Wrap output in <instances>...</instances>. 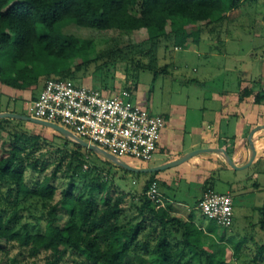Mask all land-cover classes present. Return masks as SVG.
<instances>
[{"label":"trees","instance_id":"trees-1","mask_svg":"<svg viewBox=\"0 0 264 264\" xmlns=\"http://www.w3.org/2000/svg\"><path fill=\"white\" fill-rule=\"evenodd\" d=\"M244 1L247 0H0V81L5 86L26 88L43 77L66 78L72 70L86 66L93 44L66 33L64 28L69 23L99 31L131 30L138 36L145 30L152 43L168 35L171 28L176 46H186L201 40L198 24L214 22ZM258 96L256 101L262 102L264 94ZM0 97V112L17 113L13 99L6 100L4 94ZM28 122L41 125L0 117V184L15 188L16 203L22 207L14 223H9L0 211V244L3 240L6 244L18 241L32 257L44 252L48 255L44 264H66L69 257L74 264H125L136 247L150 253L148 257L135 256L143 264H183L181 257L191 254L198 257L200 264H229L227 248L235 246L239 252L243 240L236 245L228 236V228L219 227L214 220H209L204 229L158 208L147 195L154 178L142 191L137 214L123 220L126 195L112 190L100 174H93L90 169H98L96 163L85 168L96 161V155L103 165L112 160L56 129L53 141H60L61 158L51 176L28 185L20 143L35 146L42 139L30 133ZM29 165L36 171L45 169L39 168L37 162ZM60 172L64 178L56 183ZM104 176L109 178L107 173ZM208 188L212 187L205 190ZM26 210L29 214L23 220ZM260 226L264 233V206ZM171 227L182 229L183 246L190 249L187 254L173 251Z\"/></svg>","mask_w":264,"mask_h":264},{"label":"rangeland","instance_id":"rangeland-1","mask_svg":"<svg viewBox=\"0 0 264 264\" xmlns=\"http://www.w3.org/2000/svg\"><path fill=\"white\" fill-rule=\"evenodd\" d=\"M198 26L201 40L177 47L171 28L168 35L152 43L145 30H141L138 36L131 30L99 31L69 23L64 31L90 40L93 47L89 52V63L79 71L72 70L63 79L96 87L105 94L111 92L115 95L130 88L128 90L133 91L138 103L165 117L170 139H174L170 140L174 149H188L198 127L209 125L210 121L220 116L217 113L230 93L239 91L244 96L251 90L250 94L254 96L256 104L264 103V100L256 101L260 97L258 93L264 94V0L244 1L239 8L222 13L218 20L203 22ZM157 72L158 77L155 79ZM45 81L46 77H43L38 83L26 88L5 86L0 81V96L6 94L14 98L17 113L30 114L32 98ZM14 127L12 125L11 128ZM26 127L31 134L42 136L35 146L20 143L23 148L21 161L26 167L25 180L28 185L34 186L37 180L52 175L62 153L58 146L60 141H53L58 134L53 128L41 127L32 122H28ZM155 154L154 159L152 157L153 160L148 161L129 155L123 156L122 160L131 167H140L143 162L152 163L162 156ZM95 159L85 168L92 167L93 163L100 167L90 170L95 176L100 174L101 180L108 183L112 190L126 195L123 220L133 218L143 197L142 189L148 175L114 161L103 165L98 155ZM32 162H37L39 168L44 166L45 169L36 171L29 165ZM225 172L215 170L208 181L214 182ZM105 173L109 174L108 179ZM226 174L233 179L231 181L234 184L237 183L235 187L240 189L238 192L234 190L236 219L228 228V236L233 238L236 245L243 240L238 253L234 250L235 246L227 248L229 264H264V250H261L264 233L260 226L264 206V159L261 163L255 161L245 169L227 171ZM62 178L64 176L60 172L54 182H62ZM207 182L203 183L201 179L188 183L179 178L163 188L168 196L179 201L187 210L175 213L178 218L185 220L194 216L198 225H206L211 220L197 208L198 197ZM216 182V190L222 192L226 184L221 180ZM0 186V211L9 223H14L20 209L16 203L15 188L6 183ZM23 213V220H26L29 210ZM219 227L224 228L221 225ZM28 253V248L20 242L6 244L3 240L0 244V264H44L48 258L44 252L38 257ZM136 255L148 257L150 253L136 247L125 264H143L135 258ZM181 258L179 261L183 264H200L195 254L183 255ZM66 264H74L73 259L69 257Z\"/></svg>","mask_w":264,"mask_h":264},{"label":"built area","instance_id":"built-area-1","mask_svg":"<svg viewBox=\"0 0 264 264\" xmlns=\"http://www.w3.org/2000/svg\"><path fill=\"white\" fill-rule=\"evenodd\" d=\"M30 104L31 113L26 115L59 124L119 160L127 155L151 160L166 127L165 117L138 103L131 90L105 94L63 78H48L40 95ZM147 195L158 208L164 206L157 180L150 184ZM197 208L222 227L230 228L235 221L234 198L230 193L208 188Z\"/></svg>","mask_w":264,"mask_h":264},{"label":"crops","instance_id":"crops-1","mask_svg":"<svg viewBox=\"0 0 264 264\" xmlns=\"http://www.w3.org/2000/svg\"><path fill=\"white\" fill-rule=\"evenodd\" d=\"M43 86L32 98V100L36 99L40 95ZM241 95L242 94L238 91L237 93H230L227 97H225L222 102V107L217 113L220 116L214 121H210L209 125H201L198 127V129L192 135L193 142L188 149H184L182 147L174 149V144L170 142V140L174 139H170L171 137L169 130L167 129L166 121V127L163 130L158 149L155 152L156 154H162V156L157 157L152 163L143 162L140 167H133L141 169L139 172H144L148 175L145 179L143 189L147 185L148 181L152 178L159 182V189L164 201V206L161 208L169 210V212L175 216H177L175 213H178V211H187L179 201L168 196L163 190L165 186L172 185L175 181H178L179 178L185 179L188 183H191L194 180L201 181L202 179V182L204 183L212 177L211 173L215 170H223L226 172L238 171L245 169L255 161L261 163V161L264 159V103L256 104L254 96H252L249 92L245 93L244 96ZM5 98H8V100H15L11 96H5ZM1 109L2 108L0 107V111ZM251 135L253 145L256 150L254 159L250 164L242 169H234L230 167L220 152L224 151L234 164L243 165L249 160L250 157L249 137ZM198 149H211V151H203L192 156L186 161L158 171L142 170L162 166ZM226 172L224 174H220L219 177H217V180H214V182H212L213 180L208 181L204 185L202 192L198 197V202L207 187H212L216 190V181L221 180L226 185H224V190H222V192H218L230 193L233 195L235 203L236 197L234 190H237L238 192L240 189L235 187L237 186V183L234 184V182L231 181L233 179H230ZM234 218L236 219V215ZM185 220L194 222L198 227H202L204 229L209 223L208 221L206 225H198V223L195 221V218L191 219V217L186 218ZM171 230L172 231L169 232V240L174 244L173 251H184L187 254L190 249L183 246L182 229L171 227ZM175 245L180 247V249H177Z\"/></svg>","mask_w":264,"mask_h":264},{"label":"water","instance_id":"water-1","mask_svg":"<svg viewBox=\"0 0 264 264\" xmlns=\"http://www.w3.org/2000/svg\"><path fill=\"white\" fill-rule=\"evenodd\" d=\"M2 116H11V117L21 118V119H25V120H30V121L39 123L41 125H45L47 127L56 129V130L60 131L62 134H64L65 136H67L70 140H72L74 142H77L79 144H82L83 146L98 152L99 154H101L105 158H108V159H110V160H112V161H114L116 163H119V164H122L124 166H127L130 169H133V170H136V171L141 170V169L133 168V167L129 166L126 162H124L123 160L117 159L115 156H113L111 153H109L108 151L104 150L103 148L78 138L70 130H68L67 128H65V127H63V126H61L59 124H55V123L48 122V121H45V120L41 121V119H36V118H33V117L28 116L26 114H19V113H15V112H0V117H2ZM249 142H250V157H249V160L246 163H244L243 165L234 164L233 162H231L229 157L224 152H220L221 155L228 162L230 167H232L234 169H242V168L246 167L248 164L251 163V161L254 159L255 154H256V150L254 148L253 141H252V135L249 137ZM203 151L209 152V151H211V149L194 150V151H192L190 153H187V154L183 155L182 157L178 158L177 160L171 161V162H169L167 164H164L162 166H157V167H152V168L142 169V170H144V171H158V170H161V169L172 167V166L177 165V164H179V163H181L183 161L188 160L192 156H194V155H196L198 153H201Z\"/></svg>","mask_w":264,"mask_h":264}]
</instances>
